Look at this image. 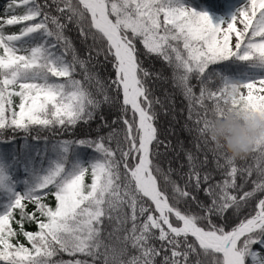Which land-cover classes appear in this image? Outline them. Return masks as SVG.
I'll return each mask as SVG.
<instances>
[{"label": "snow or ice", "instance_id": "obj_1", "mask_svg": "<svg viewBox=\"0 0 264 264\" xmlns=\"http://www.w3.org/2000/svg\"><path fill=\"white\" fill-rule=\"evenodd\" d=\"M210 11L7 0L0 143L44 147L0 152V264H264V140L234 160L207 133L225 108L264 115V0L217 23ZM153 58L186 102L190 147L159 127L175 103L156 96ZM93 123L94 137L63 138Z\"/></svg>", "mask_w": 264, "mask_h": 264}, {"label": "trees", "instance_id": "obj_2", "mask_svg": "<svg viewBox=\"0 0 264 264\" xmlns=\"http://www.w3.org/2000/svg\"><path fill=\"white\" fill-rule=\"evenodd\" d=\"M191 1L193 4H197L199 7H205V6H209L212 9L216 10L217 13H219L221 11L222 6V1L221 0H189ZM6 3L7 0H0V11H3V9L6 7ZM15 30V29H13ZM69 35L73 38L76 47L78 49L81 50V52H83V45H81L79 39L77 38V33L75 31H72L69 33ZM145 66H149L148 63L146 62ZM151 68L155 69V70H159L162 71L164 73V75L167 78V82L169 83V85L167 86V88L165 89V85L162 84V81H157L154 84L155 87V91H156V96L161 99L163 101V91L164 90H171L172 95L174 96V103H175V111L177 113V115H179V119L181 124H185V120H186V102L183 100L182 96L176 91V89L173 88L172 85V81L170 79V69L165 66L160 60H157L155 58H153V60L151 61ZM170 87V88H169ZM159 109V106H157ZM181 109H185V111H181ZM105 114L107 115V112H105ZM169 111L167 110V108H165L164 110L160 111V116H159V127L161 128V130L166 129L167 128V121H168V117H169ZM98 123V121L96 122ZM96 123H93L91 126L88 125H80L78 126L75 130L74 133L73 132H68V133H64L63 134V138H69V137H85V136H95L96 135ZM179 133H175L174 135L171 136L172 137V141L173 143H175V140L177 138L181 139L186 145L189 146V140H190V136L192 134L186 132V131H181L178 130ZM44 135H48L51 138V133H44ZM9 136L8 133L5 134V136H0V140H5V137ZM170 137V138H171ZM57 138H61V137H57ZM163 138V137H161ZM26 143L32 144L35 148H43V142H36L31 140L30 137L25 138V135L23 133H18L16 135V138L14 141L11 142H3L0 143V152H4V153H12V152H19ZM92 155V153L89 150H85L82 149L81 150V158H90ZM22 178V177H21ZM29 210H32V206L29 205ZM244 211H247V209H244ZM226 215L231 216V213H227ZM27 230L30 231H35L36 230V225L35 224H26L25 225ZM65 259H67V257H65Z\"/></svg>", "mask_w": 264, "mask_h": 264}, {"label": "clouds", "instance_id": "obj_3", "mask_svg": "<svg viewBox=\"0 0 264 264\" xmlns=\"http://www.w3.org/2000/svg\"><path fill=\"white\" fill-rule=\"evenodd\" d=\"M207 133L230 158L239 159L250 154L257 141L264 140V115L225 108L212 117Z\"/></svg>", "mask_w": 264, "mask_h": 264}, {"label": "rangeland", "instance_id": "obj_4", "mask_svg": "<svg viewBox=\"0 0 264 264\" xmlns=\"http://www.w3.org/2000/svg\"><path fill=\"white\" fill-rule=\"evenodd\" d=\"M221 1H222L223 7L221 8V11L219 13H217L216 10L212 9L209 6L199 7L197 4H193L189 0H184V3L186 6L192 7L194 10H197V11L207 10V9L211 10L210 16L213 19L214 23L220 22L222 20H227L229 18V16L231 15V13L233 11H235V9L243 3V0H221ZM161 83L165 85V89H166L167 86L169 85V83L167 82L166 76H165V79ZM162 93H163V101L165 102V104H168L169 102L167 100H165V94L167 93V94L172 95L171 90L167 89V90H164ZM169 114L170 115L168 117L169 119L167 121V128L166 129H168L171 125L174 128V132L176 134L179 133L178 130L185 131V130H182V126L184 124H181L180 119H179V115H177L176 111L174 112V115L172 112H169ZM170 139L173 140L172 137ZM186 146H188V145H186ZM190 146L191 145L189 144L188 147H190Z\"/></svg>", "mask_w": 264, "mask_h": 264}]
</instances>
